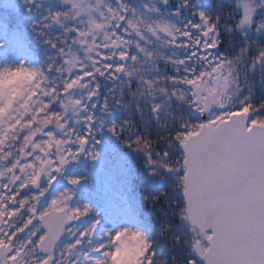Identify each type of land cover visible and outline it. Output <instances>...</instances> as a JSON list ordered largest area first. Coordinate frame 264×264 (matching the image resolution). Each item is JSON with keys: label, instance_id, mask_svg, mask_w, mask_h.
Segmentation results:
<instances>
[{"label": "snow or ice", "instance_id": "1", "mask_svg": "<svg viewBox=\"0 0 264 264\" xmlns=\"http://www.w3.org/2000/svg\"><path fill=\"white\" fill-rule=\"evenodd\" d=\"M22 3L47 59L0 58V264H264V0L238 18L216 0H161L175 20L126 0ZM127 107L165 133L159 150L131 121L107 127L170 177L171 251L85 226L89 206L71 203L81 178L59 187L68 166L97 160L100 117Z\"/></svg>", "mask_w": 264, "mask_h": 264}, {"label": "trees", "instance_id": "2", "mask_svg": "<svg viewBox=\"0 0 264 264\" xmlns=\"http://www.w3.org/2000/svg\"><path fill=\"white\" fill-rule=\"evenodd\" d=\"M138 1L126 0L127 3L143 14H146L144 13L146 3L149 5L153 4V0H142V3H138ZM238 1L216 0V3L226 5L233 12L234 17L238 18L240 15L236 11L235 5ZM7 2H10L9 6L6 5ZM52 7L53 9L59 10L61 6L54 4ZM160 11L163 13L162 10ZM165 13L164 11V15L168 14ZM37 18L38 13L36 10L32 14L25 11V5L22 3V0H0V42L5 45V48L0 50V58L3 59L4 63L9 60L8 54H12L17 63H25L27 66L37 69L44 66L47 59L44 47L36 41L31 32V26ZM169 19L175 20L176 18L170 17ZM259 19L260 15L257 20L259 21ZM235 22V19H229L227 21L228 24H234ZM236 35H239V31H237ZM156 50L165 51L162 46L157 47ZM229 51H231L230 48ZM111 86L108 85V87ZM80 94L77 93V95ZM259 99L260 97L257 95L255 101L258 103ZM97 115L99 116L100 114L97 113ZM100 118L103 120V127L106 129L113 124L120 126L122 120L131 121L135 125L134 135L146 136L154 142L156 149H164L163 143H159L158 141L160 136L165 133L156 126L154 120H149L147 117L142 119L135 109L131 107H127L126 110H115L112 114L103 115ZM69 119L71 121L72 117L70 116ZM73 126L77 128L81 127L77 125ZM106 133L107 131L104 132L103 130L102 134L98 125L97 134L94 136V139L101 141L99 145H95L96 151L99 153L95 162L100 170L98 172L89 171L87 163L89 160L84 162V159L82 162L75 163V167L67 172L66 178L73 176L81 178L80 185L83 186L81 194L91 196L94 199H92V202L100 208H107L111 216L114 215L121 218L123 214L122 211L114 207V201L110 198L118 200L119 198L127 196L136 205L138 216L144 222V225L133 223V227L137 231L143 232L150 241L155 242L161 253L171 251L169 247L171 240L169 239L166 244L160 235L162 228L175 224L169 202L165 199V194L171 195L173 192L170 180L162 184L154 178L147 177L146 174L142 173L144 160H146L145 155L142 156V152L129 149L126 143H122L120 139H117L110 133L106 135ZM123 139L127 140V137H123ZM123 155L131 157L132 155H137L135 167L126 169V165H122ZM161 178L166 180V174L162 173ZM104 181L108 182L107 194H104L102 191ZM79 199L80 204L84 205L83 200L81 198ZM90 212L89 215L91 214ZM172 235L173 231L167 233L169 238Z\"/></svg>", "mask_w": 264, "mask_h": 264}, {"label": "rangeland", "instance_id": "3", "mask_svg": "<svg viewBox=\"0 0 264 264\" xmlns=\"http://www.w3.org/2000/svg\"><path fill=\"white\" fill-rule=\"evenodd\" d=\"M147 1H149V0H147ZM243 2H244V0H239L238 2L235 3V5H236V11L239 13V15L242 14V7H241V5L243 4ZM255 2H256V0H253V3L254 4H255ZM138 3H142V0H139ZM9 4H10V2H7L6 3L7 6H9ZM146 4L148 5L149 8L155 7V8H158V9L162 10L163 13L160 11L163 14V17L162 18H168V19L170 18L167 15H164V11L166 13H168L169 9L167 7H165L161 3V0H153V4L152 5H149L148 3H146ZM144 15H145L146 18H149V19L152 17V15L150 13H146ZM259 15H260V13L258 12L256 14V16H255V20L256 21H258L257 18L259 17ZM0 43H2V42H0ZM8 56H9V60H7L5 63H11L14 66L17 63L14 60V58H13L14 56H12V54L11 55L8 54ZM100 129L102 131V134H103V130H104V132L107 131V129L105 127L100 128ZM107 134H109V133L107 132L106 135ZM144 155L145 154L142 153V156H144ZM132 157L131 156H127V155H123L122 156V162H123L122 165H126V169L127 168L128 169H132L133 167H135V165L137 163V155H132ZM83 160H84V162H87L88 161V159H86V158H81L79 160V162H82ZM87 163H88V166H89V171H91V172H93V171L98 172L100 170L99 166L96 165V162L95 161L93 162V161H90L89 160ZM143 165H144V167L142 169V173L143 174H146L147 177L154 178V179L160 181V183H162V184H165V182H168L170 180V177L164 171L163 168H158L157 169V172H158L157 175H150L149 174V167L147 165L146 160H144V164ZM74 167H75V164L68 166L67 169H66V171L63 174H61L60 176L57 177V179L60 181L59 187L62 188L64 191H67V190H69V188H71V186L67 185V183H66V180H67L66 174H67V172L70 169H73ZM162 173H165L166 174V176H167V179L166 180H163L161 178ZM79 186H77L75 188H72L73 197H75V200H78L72 206L73 207H81V206H83V205L80 204V199L79 198H81L83 200V202L89 206L90 211H91L90 212L91 214L83 221V223H84L85 226L90 221L98 220V221H100V225H99L98 231H99V233H101V234H103L105 236L110 235V234H113L116 231L124 230V229H129V230H132V231H137V229H135V227L128 226L127 224H119V221H118L119 218L117 216H114V215L111 216L107 208L106 209L104 208V210H105L104 212L106 213V216H105L103 214V212H101V210L98 209L97 204L95 205V204L92 203V201L94 199L91 196H87V195L85 196V195L81 194V190H83V186H81V185H79ZM102 191L104 192V194H107L108 193V182L107 181H104V183L102 184ZM110 199L114 201V207L117 210L122 211V213L124 214L123 215L124 216L123 218H125L127 220H131V221H136L138 223H143V221L141 219L140 220H137L138 219L137 207L132 202V200L129 199L127 196H125L123 198H119L118 200L117 199H114V198H110ZM94 206H96V207H94ZM108 216L111 219H107ZM113 222H115L114 225H113ZM65 242L66 243H71V241L70 240H67V239L65 240ZM93 242L96 243L98 241L94 240Z\"/></svg>", "mask_w": 264, "mask_h": 264}, {"label": "water", "instance_id": "4", "mask_svg": "<svg viewBox=\"0 0 264 264\" xmlns=\"http://www.w3.org/2000/svg\"><path fill=\"white\" fill-rule=\"evenodd\" d=\"M72 202H73V200H72Z\"/></svg>", "mask_w": 264, "mask_h": 264}]
</instances>
